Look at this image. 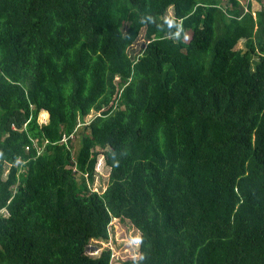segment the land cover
<instances>
[{
  "label": "trees",
  "instance_id": "obj_1",
  "mask_svg": "<svg viewBox=\"0 0 264 264\" xmlns=\"http://www.w3.org/2000/svg\"><path fill=\"white\" fill-rule=\"evenodd\" d=\"M245 1L0 0V264H112L86 251L113 218L141 232L119 264H264V0Z\"/></svg>",
  "mask_w": 264,
  "mask_h": 264
},
{
  "label": "rangeland",
  "instance_id": "obj_2",
  "mask_svg": "<svg viewBox=\"0 0 264 264\" xmlns=\"http://www.w3.org/2000/svg\"><path fill=\"white\" fill-rule=\"evenodd\" d=\"M246 2L245 0H242ZM253 2V11H257L262 8L263 3H259L257 0H252ZM173 8V7H172ZM167 16L173 14L172 9H168ZM192 32L188 31L185 39L189 40L191 38ZM145 35L144 30L141 32L139 38L134 42L133 46L131 47L130 52L138 51L145 42ZM245 38L241 39L237 47H241L246 49L245 45ZM45 113V114H44ZM94 112L87 116L85 122H89L92 118ZM49 112H45L44 110L39 114V121L40 122H48L49 121ZM74 143L78 145V140ZM99 164L96 168V175L94 183L92 184V188L94 190H98L102 192L108 185V178H109V168L104 167V159L101 155L99 157ZM7 173V168L5 169V176ZM7 214V211H4ZM110 236L107 240H92L87 248V253L93 256H98L103 249L110 248L112 251V264H119V261H123L130 257L139 256V247H140V239H141V232L137 227L128 219L120 220L118 218H113L110 223Z\"/></svg>",
  "mask_w": 264,
  "mask_h": 264
}]
</instances>
